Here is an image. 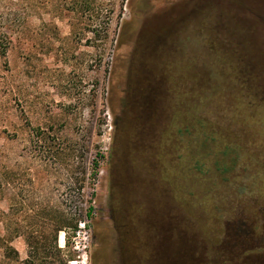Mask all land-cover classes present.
Here are the masks:
<instances>
[{
    "label": "rangeland",
    "instance_id": "obj_1",
    "mask_svg": "<svg viewBox=\"0 0 264 264\" xmlns=\"http://www.w3.org/2000/svg\"><path fill=\"white\" fill-rule=\"evenodd\" d=\"M16 1L0 235L17 261L31 244L39 264H264V0ZM60 213L77 227L55 240Z\"/></svg>",
    "mask_w": 264,
    "mask_h": 264
},
{
    "label": "trees",
    "instance_id": "obj_2",
    "mask_svg": "<svg viewBox=\"0 0 264 264\" xmlns=\"http://www.w3.org/2000/svg\"><path fill=\"white\" fill-rule=\"evenodd\" d=\"M25 4L23 2H17L16 0H0V54L5 56L8 48L13 41L14 26L19 24V20L22 17V13L25 10ZM8 6V7H7ZM90 211V210H89ZM77 224L73 225L71 217L64 213H60L56 225L54 227V239H57L58 231L63 230L66 236H69V230L75 229ZM55 253L58 256H62V250L57 244L54 245ZM29 259L26 261H17V252L10 245L9 241L0 235V253L5 258H13L17 264H39L38 254L39 249L33 245H29ZM31 257V259H30ZM3 261V260H2ZM5 262V261H4Z\"/></svg>",
    "mask_w": 264,
    "mask_h": 264
}]
</instances>
